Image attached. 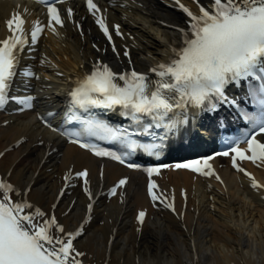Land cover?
Instances as JSON below:
<instances>
[{
	"label": "bare ground",
	"instance_id": "1",
	"mask_svg": "<svg viewBox=\"0 0 264 264\" xmlns=\"http://www.w3.org/2000/svg\"><path fill=\"white\" fill-rule=\"evenodd\" d=\"M181 2L198 13L199 3L209 0ZM100 4L98 15L109 25L111 41L82 1L72 0L63 4L65 23L56 26L59 34L46 28L34 45L35 69L53 79H45L44 87L56 84L49 93L62 91L98 60L120 69L133 63L148 71L168 61L172 46L181 43L179 29L186 27L187 17L175 0ZM68 8L72 17L67 16ZM16 14L23 16L29 33L36 20L45 18L44 10L31 1L0 0V40L11 35L6 21ZM117 24L122 36L115 33ZM0 154L2 177L19 187L29 202L54 213L68 231L87 220L74 242L84 253L83 264H264V187L254 188L251 177L232 166L228 157L213 160L210 177L171 166L159 171L158 186L174 197V213L152 201L147 177L140 171L64 140L34 122L31 112L0 113ZM239 166L264 185V163L244 160ZM84 169L93 194L91 213L84 178L75 176ZM125 177L127 184L112 195L111 188ZM141 210L146 211L142 225L137 220Z\"/></svg>",
	"mask_w": 264,
	"mask_h": 264
},
{
	"label": "snow or ice",
	"instance_id": "2",
	"mask_svg": "<svg viewBox=\"0 0 264 264\" xmlns=\"http://www.w3.org/2000/svg\"><path fill=\"white\" fill-rule=\"evenodd\" d=\"M41 2L47 5L46 25L36 20L29 33L23 27L25 20L22 15H13L6 21L12 34L0 41V107L9 99L19 100L22 105L31 107L32 97L8 95L18 75L20 54L26 47L35 45L46 28H51L58 35L56 26L65 23L61 9L57 6L62 0ZM175 3L186 14V27L179 29L181 43L172 46L168 62L151 69L160 78L154 82V87L143 73L135 70L117 73L102 62L94 64L89 73L77 79L76 87L69 93V119L78 122L80 128L65 130L62 134L98 157H110L123 164L137 149L151 153L157 146L140 144L128 132L91 115L82 117L77 114V110L88 113L95 108L115 110L119 107L121 114L130 117L133 122L140 123L147 116L156 122V127L171 130L186 122L178 118L177 114L183 113L187 107L215 108L218 102H228L225 89L229 84L258 78V86L250 88L248 95L254 104L260 106L261 112L259 115L248 111L241 114L255 131L245 136L247 149L237 146L231 149V153L235 154L232 157L233 165L251 177L252 186L264 187L237 163V160L264 163V142L257 139V134H264V75H261L264 73V0H209L207 5L199 7L198 13H194L181 0H175ZM87 8L96 17L95 23L111 41L109 25L102 15H98L101 9L94 0H87ZM66 12L68 17H72L71 8ZM114 30L116 35H123L119 24L115 25ZM124 55L127 57L128 51ZM23 74L26 77L35 75L31 71ZM231 103L235 104V101ZM85 137L119 142L126 150L122 153L110 151L86 142ZM221 155L229 156L230 152L225 151ZM200 165L201 161H193L178 163L175 167L191 169L205 177L214 175L208 160L203 161V167ZM128 167L137 166L128 164ZM144 170L149 177L160 171L156 167ZM75 176L84 178L83 190L89 197L87 210L91 213L93 194L88 186L89 172L84 169L76 172ZM70 178L71 174L65 180ZM216 178L220 179L219 176ZM127 182L126 177L120 179L111 188V194L116 195L117 190L122 189ZM158 187L155 180H150L148 193L152 201L175 213L174 197L156 191ZM25 191H30V187ZM145 216V210L139 211L137 220L141 225ZM85 223L87 220L74 231L66 230L54 213H45L24 198L19 187L0 177V264H83L81 257L84 253L77 251L73 242L83 234Z\"/></svg>",
	"mask_w": 264,
	"mask_h": 264
}]
</instances>
